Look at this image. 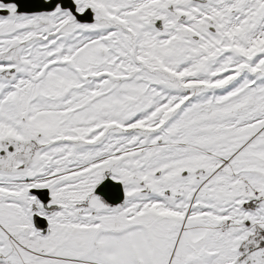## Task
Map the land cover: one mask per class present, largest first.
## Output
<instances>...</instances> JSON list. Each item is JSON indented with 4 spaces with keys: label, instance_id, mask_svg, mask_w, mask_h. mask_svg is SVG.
<instances>
[{
    "label": "snow or ice",
    "instance_id": "obj_1",
    "mask_svg": "<svg viewBox=\"0 0 264 264\" xmlns=\"http://www.w3.org/2000/svg\"><path fill=\"white\" fill-rule=\"evenodd\" d=\"M0 264H264V0H0Z\"/></svg>",
    "mask_w": 264,
    "mask_h": 264
},
{
    "label": "water",
    "instance_id": "obj_2",
    "mask_svg": "<svg viewBox=\"0 0 264 264\" xmlns=\"http://www.w3.org/2000/svg\"><path fill=\"white\" fill-rule=\"evenodd\" d=\"M43 192L44 195L41 197L42 203L46 204L49 200V197L47 196V190H33V194L40 195V193ZM34 226H38L40 228H46L47 221L39 216L33 217ZM46 232H42V234H45Z\"/></svg>",
    "mask_w": 264,
    "mask_h": 264
},
{
    "label": "flooded vegetation",
    "instance_id": "obj_3",
    "mask_svg": "<svg viewBox=\"0 0 264 264\" xmlns=\"http://www.w3.org/2000/svg\"><path fill=\"white\" fill-rule=\"evenodd\" d=\"M48 203H46V204H44V205H47ZM53 208H55L54 206H53Z\"/></svg>",
    "mask_w": 264,
    "mask_h": 264
},
{
    "label": "rangeland",
    "instance_id": "obj_4",
    "mask_svg": "<svg viewBox=\"0 0 264 264\" xmlns=\"http://www.w3.org/2000/svg\"><path fill=\"white\" fill-rule=\"evenodd\" d=\"M49 199H50V197H49ZM48 203V202H47ZM55 207V206H54ZM46 234V233H45ZM42 235H44V234H42Z\"/></svg>",
    "mask_w": 264,
    "mask_h": 264
}]
</instances>
